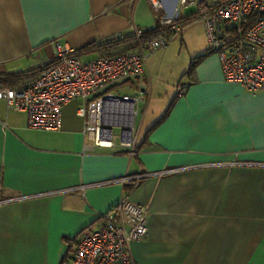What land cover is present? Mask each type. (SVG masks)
I'll use <instances>...</instances> for the list:
<instances>
[{"label":"crops","instance_id":"1","mask_svg":"<svg viewBox=\"0 0 264 264\" xmlns=\"http://www.w3.org/2000/svg\"><path fill=\"white\" fill-rule=\"evenodd\" d=\"M162 2L171 15L175 0ZM155 26L148 0H0V78L44 64L54 40L87 61L129 43L140 50L133 38L88 46ZM168 54L153 51L142 75L102 91L167 100L146 123L143 106L139 117L127 100L105 105V122L136 131L133 154L119 128L113 146L93 143L78 114L82 98L63 104L55 130L28 127L24 112L0 100V264H74L80 231L101 225L121 198L146 208L147 232L129 244L126 264H264V92L226 81L204 46L179 65L165 66Z\"/></svg>","mask_w":264,"mask_h":264},{"label":"built area","instance_id":"2","mask_svg":"<svg viewBox=\"0 0 264 264\" xmlns=\"http://www.w3.org/2000/svg\"><path fill=\"white\" fill-rule=\"evenodd\" d=\"M148 2L160 23L171 24L174 33L179 26L173 21L181 17V10L196 6L197 18L204 24L208 51L218 56L223 78L249 91L264 92V0H175L171 15L165 13L162 0ZM141 33L142 30H136V36ZM170 36L153 38L140 50L87 61L81 60L67 44L54 40L53 54L44 62L53 64L17 86H0V100L11 109L24 112L28 127L55 130L60 125L63 104L82 98L85 104L78 108V114L84 117V132L90 134L96 146L111 147L116 136L103 126L105 105L127 100L136 113L135 104L145 96L140 93L120 98L102 91L125 78L142 75L147 55L164 48ZM117 37L120 35L107 40ZM119 144L130 154L135 153L136 134L132 126L121 133ZM145 175H125L113 180L127 182ZM146 232V208L121 198L103 214L101 225L80 231L71 260L74 264H126L130 260L129 244L143 238Z\"/></svg>","mask_w":264,"mask_h":264},{"label":"rangeland","instance_id":"3","mask_svg":"<svg viewBox=\"0 0 264 264\" xmlns=\"http://www.w3.org/2000/svg\"><path fill=\"white\" fill-rule=\"evenodd\" d=\"M184 13H197V8L196 6H187L182 9V14L184 15ZM177 25L179 26L178 31L171 35L168 44L165 46L166 48H169V56H167V58L165 59V66L175 65L180 60V62L182 63V59H184L185 55L187 57L191 53L194 54L199 48L203 46L208 48V42L206 40L204 24L202 20H200L199 18L187 19ZM177 65H179V63ZM167 69V67H164L165 72H167ZM176 81L177 79L175 80V82ZM175 82H172L171 85H169V87L167 88L168 91H171V89L175 86ZM118 92L122 93V90ZM171 94L169 95L171 96ZM155 98L156 96L151 97L150 99L147 98L146 101L139 100L137 103L138 111L140 110L139 117H142V108H145V112L143 109V115L145 114L146 118L143 123H146L148 121L151 113L156 111V108L160 106L163 101L167 102V100H155ZM139 107L141 108L139 109ZM117 131L118 130H114V133H117Z\"/></svg>","mask_w":264,"mask_h":264},{"label":"trees","instance_id":"4","mask_svg":"<svg viewBox=\"0 0 264 264\" xmlns=\"http://www.w3.org/2000/svg\"><path fill=\"white\" fill-rule=\"evenodd\" d=\"M193 18H197V13L195 15H193L192 17L190 18H183V17H180L176 20L173 21L174 24H180L182 23L183 21L187 20V19H193ZM174 33V30L171 28V24H162L160 23L159 21V18H158V15L156 14V26L153 28V29H150V30H146V31H142L141 35L140 36H129V37H125L124 36H120V37H117V39L115 40H105L103 42H94L92 44H90L88 47H97V48H103V49H107L117 43H121V42H125V41H128V39H132L134 40V43L136 46H138V44H145L147 43L149 40L153 39V38H156L158 36H161V35H165V36H170ZM134 46L133 43H129L127 46H125V49L128 51L130 48H132ZM121 51V50H120ZM115 52V53H104V55H113V54H117V53H121V52ZM122 52H125L123 49H122ZM77 54V52H76ZM196 62V59L194 60L193 63ZM53 64V62H47L45 64H42L41 66H38V67H35L31 70H27V71H24V72H21V73H13V74H7V75H4V76H1L0 78V82H2L3 84L5 85H8V84H13L16 79H20V78H24L26 76H32V75H36L38 74L42 69L46 68V67H49ZM19 83V82H18ZM17 84V83H16ZM14 86V85H13ZM12 87V86H10ZM109 88V87H108ZM136 147V146H135ZM136 182H130L129 185L127 186V190L131 189L133 187V185L135 184Z\"/></svg>","mask_w":264,"mask_h":264},{"label":"water","instance_id":"5","mask_svg":"<svg viewBox=\"0 0 264 264\" xmlns=\"http://www.w3.org/2000/svg\"><path fill=\"white\" fill-rule=\"evenodd\" d=\"M103 126L106 127L110 133L113 132L114 128H119L121 133L131 129V124H118V123L105 122Z\"/></svg>","mask_w":264,"mask_h":264}]
</instances>
